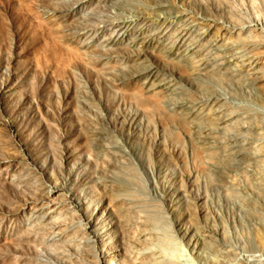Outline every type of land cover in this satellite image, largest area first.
<instances>
[{"label":"rangeland","instance_id":"obj_1","mask_svg":"<svg viewBox=\"0 0 264 264\" xmlns=\"http://www.w3.org/2000/svg\"><path fill=\"white\" fill-rule=\"evenodd\" d=\"M260 20L264 0H0V264H123L143 222L150 260L185 249L198 264L189 215L248 248L259 221L234 211L253 163L214 164L264 86L217 81L264 66ZM220 91L233 133L203 125Z\"/></svg>","mask_w":264,"mask_h":264},{"label":"bare ground","instance_id":"obj_2","mask_svg":"<svg viewBox=\"0 0 264 264\" xmlns=\"http://www.w3.org/2000/svg\"><path fill=\"white\" fill-rule=\"evenodd\" d=\"M167 13H169V11H167ZM253 23H254L253 27L258 28V30L254 29L256 30L255 33L258 32V35L262 36L261 41H259V48H260L259 50H261L262 51L261 53L264 55V32L262 31L264 30V21L262 20L254 21ZM249 30L247 29V31ZM219 79L220 81L217 82L220 83L221 82L223 83L224 80H226L227 82L228 81L234 82V85L237 89L247 88V87L253 89L254 86H257L256 84L258 82L259 84L261 83L264 86V66L262 65L258 68V70H255L252 78L246 82L245 81L239 82L235 76H228V78L223 76L222 78L220 77ZM205 84L202 82L201 84L198 85V89H200V92L204 96L207 95L209 89L208 87L209 85H205ZM216 90L219 91L220 89H216ZM245 90L243 92H245ZM222 91L218 93V95L222 99H220L218 102L216 101L217 108L216 109L213 108L207 112V115H205V123H203V125L206 124L212 127L214 126L215 123L213 119H215L216 125L214 129H218L226 134L229 132L233 133L235 130L231 131L230 127L234 126L232 124V121H234L235 119L233 113L235 112L236 107H234V105L237 103H234V105L231 104L228 105V101L232 102L233 104V101L235 100V97L233 96L235 94L233 95L225 94V92ZM250 94L251 95L247 97V100L245 102L246 105L238 107L239 110H241L244 114V116L241 118L243 119L242 123L245 124V128L243 129L244 130L243 132L245 133V137H244L245 139L244 140L241 139L239 144L236 145L237 147L232 148L233 152H230V154H227L226 151L222 149L220 155L218 156V162L214 164V167H215V171L218 172V176L222 177L223 170L226 167H228L229 164L242 163L240 158L245 157V155L249 159H251L253 165L252 167H250L251 168L250 171L254 174V176L250 180L247 179L248 181L246 183V188L248 195L237 196L236 199L239 200V204L235 208L234 212L243 215L244 218L246 217L247 219L249 218L259 221L258 222L259 224H257L259 226L258 227L255 226L253 228L251 227V229L249 230L250 231L249 234L251 236L249 238V241L247 242L248 248H244L243 246L238 244V236L235 234V232L227 231L228 229L226 228L225 222L221 218L216 217V221L215 220L212 221L211 225H209L206 228H202V226L198 221V218L196 216L193 217L192 215H189L192 232L196 235V238L199 241L198 253L194 254L195 255L194 258H196L198 264H260L262 261H264V120L262 118L264 116V99L262 100V98H260L258 94L254 92V90ZM208 103H210V100L208 101ZM219 141L220 140H218V142ZM189 201L190 200H186V202ZM227 202H228L227 199L223 202L224 208H227ZM232 210L230 211V213L232 212ZM136 228L137 230L140 229V231L136 233H132L131 236H127L124 239L122 237L121 242L118 245V249L116 250V256H118L117 260H120L121 263L123 264H184L185 260L190 259L192 261L191 258L187 257L189 253L185 249L178 250L183 252L182 255L177 254L175 252L177 256H173L174 253H170L172 255L168 254L167 256H163L155 260L153 259L150 260V256L154 252L153 248L151 247L153 245L151 234L143 231L146 229L145 222H143L142 224L141 223L138 224ZM229 233L232 234V237L234 239L233 246L231 245V242H229L228 239ZM91 243L94 244V241L91 240ZM178 244H180V242H178ZM230 245L231 247H229ZM179 249H182V247ZM206 250L208 252H206ZM254 252H259V254L255 255ZM192 262L190 263L188 262L186 264H193ZM96 264H99V262H96Z\"/></svg>","mask_w":264,"mask_h":264}]
</instances>
